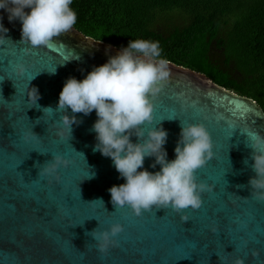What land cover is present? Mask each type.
<instances>
[{
    "label": "water",
    "instance_id": "1",
    "mask_svg": "<svg viewBox=\"0 0 264 264\" xmlns=\"http://www.w3.org/2000/svg\"><path fill=\"white\" fill-rule=\"evenodd\" d=\"M0 15L9 29L6 38L12 41L0 43V264H236L238 259L264 264V202L248 198L254 172L244 134L264 135V109L257 101L169 61V78L152 100L153 122L145 127L167 130L165 148L171 160L181 122L204 124L216 163L198 169L196 178L212 191L202 194L201 209L186 210L187 222L155 206L135 217L127 207L111 203L108 189L124 180L110 158L93 151L95 111L75 114L82 122L73 125L69 140L56 134L62 113L41 110L57 107L68 77L83 79L120 48L75 26L54 37L50 46L30 48L20 43V22L9 23L3 10ZM20 64L27 69L23 75L16 71ZM32 87L39 91L40 109L31 101ZM67 114L72 115L70 109ZM31 131L38 139L26 142L23 137ZM57 154L70 160L59 169V179L38 176L36 165ZM153 159H145L149 171L159 170L149 167ZM88 168L95 176L82 180ZM96 199L104 205L86 203ZM113 223L124 226L115 237L119 246L102 254L87 233Z\"/></svg>",
    "mask_w": 264,
    "mask_h": 264
},
{
    "label": "clouds",
    "instance_id": "2",
    "mask_svg": "<svg viewBox=\"0 0 264 264\" xmlns=\"http://www.w3.org/2000/svg\"><path fill=\"white\" fill-rule=\"evenodd\" d=\"M72 3L73 0H0V10L7 13L9 23L20 22V43L36 48L50 46L54 37L73 28L77 13L71 7ZM3 19L0 15V43L11 41L6 38L9 29L4 26ZM16 71L23 75L27 69L20 64ZM169 75V61L162 57L158 41L130 39L127 46H121L104 64L93 66L83 79L68 77L59 93L57 107L53 109L49 106L41 110L44 114L62 113L58 121L60 129L56 134L61 139L67 135L69 140L73 125L78 126L82 122L75 114L87 116L95 111L97 119L91 129L96 141L93 151L110 158L119 177L124 180V183L108 189L114 208L127 207L135 217L152 212L153 206L157 209L170 208L187 222L186 210L201 209L202 194L212 191L208 183L197 181L196 172L214 158L213 140L204 124L181 122L174 159L169 160L165 148L167 130L162 126L146 129L145 126L153 122L152 100ZM31 89V101L40 109L37 103L39 91L35 87ZM69 109L71 116L67 114ZM244 134L247 146L252 149L251 168L254 172L248 180V198L264 202V135L252 131ZM132 136L137 137L136 142L132 141ZM23 138L28 142L35 141L37 136L31 131ZM146 158H154L149 167L156 169L159 166V170L145 168ZM69 164L70 160L64 156L52 155L51 160L36 165L38 176L58 180L59 169ZM94 176L95 172L90 170L85 179ZM97 201L104 205L102 199L86 203ZM98 227L87 233L97 251L106 254L111 248L119 246L115 237L124 231L121 223H113L99 231ZM236 264H244V261L238 259Z\"/></svg>",
    "mask_w": 264,
    "mask_h": 264
},
{
    "label": "trees",
    "instance_id": "3",
    "mask_svg": "<svg viewBox=\"0 0 264 264\" xmlns=\"http://www.w3.org/2000/svg\"><path fill=\"white\" fill-rule=\"evenodd\" d=\"M74 25L117 47L158 41L162 57L264 109V0H73Z\"/></svg>",
    "mask_w": 264,
    "mask_h": 264
},
{
    "label": "snow or ice",
    "instance_id": "4",
    "mask_svg": "<svg viewBox=\"0 0 264 264\" xmlns=\"http://www.w3.org/2000/svg\"><path fill=\"white\" fill-rule=\"evenodd\" d=\"M48 72H53V71H48ZM4 81V80H3ZM0 82H2V81H0ZM26 96H28L27 95V92H26ZM27 102H29V100L27 101ZM24 115V113H18L17 114V116H23ZM13 119H16V116H14L13 117ZM256 123V122H255ZM37 139H38V137H37ZM211 161V162H210ZM208 163H213V162H215V159L213 158L212 160H210ZM216 163V162H215ZM228 170V168L227 167H225V172ZM85 171V173H86V175L82 178V179H85L87 176H88V174H89V168L87 169V170H84ZM81 181V180H80ZM79 181V182H80ZM167 211H171V209L169 208V209H167ZM166 211V212H167Z\"/></svg>",
    "mask_w": 264,
    "mask_h": 264
}]
</instances>
